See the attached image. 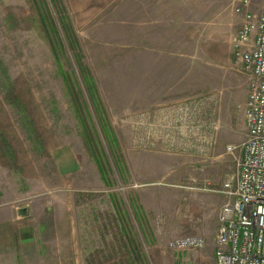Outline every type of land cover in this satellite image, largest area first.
I'll return each instance as SVG.
<instances>
[{
	"label": "rangeland",
	"instance_id": "obj_1",
	"mask_svg": "<svg viewBox=\"0 0 264 264\" xmlns=\"http://www.w3.org/2000/svg\"><path fill=\"white\" fill-rule=\"evenodd\" d=\"M238 2L0 0V205L26 209L42 260L214 264L224 148L246 135Z\"/></svg>",
	"mask_w": 264,
	"mask_h": 264
},
{
	"label": "built area",
	"instance_id": "obj_2",
	"mask_svg": "<svg viewBox=\"0 0 264 264\" xmlns=\"http://www.w3.org/2000/svg\"><path fill=\"white\" fill-rule=\"evenodd\" d=\"M248 3L239 0L234 7L243 18L232 43L233 64L249 77L246 135L224 148L227 155L237 156L235 169L218 190L225 202L216 215L214 264H264V6L253 14L246 9ZM168 245L201 249L204 242L199 236H183Z\"/></svg>",
	"mask_w": 264,
	"mask_h": 264
},
{
	"label": "crops",
	"instance_id": "obj_3",
	"mask_svg": "<svg viewBox=\"0 0 264 264\" xmlns=\"http://www.w3.org/2000/svg\"><path fill=\"white\" fill-rule=\"evenodd\" d=\"M237 15H240L242 21V14L237 13ZM236 31H234V34ZM228 44H230L231 58H233L231 41ZM210 55L215 58L220 56L219 54ZM193 58L190 59L193 60ZM246 97L247 93L243 99L244 104ZM18 209V207H8L7 204L0 205V264H63V261H59L58 263L55 260L49 262L42 260L39 231H36L33 227H25L26 216L19 215ZM68 236L72 238L71 235ZM69 243H71V239H69ZM61 248V251H64L65 248L63 245H61ZM58 252L60 251L58 250Z\"/></svg>",
	"mask_w": 264,
	"mask_h": 264
},
{
	"label": "water",
	"instance_id": "obj_4",
	"mask_svg": "<svg viewBox=\"0 0 264 264\" xmlns=\"http://www.w3.org/2000/svg\"><path fill=\"white\" fill-rule=\"evenodd\" d=\"M26 212V209L23 207V208H20L19 210H18V213L20 214V215H23L24 213Z\"/></svg>",
	"mask_w": 264,
	"mask_h": 264
}]
</instances>
